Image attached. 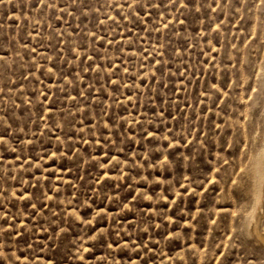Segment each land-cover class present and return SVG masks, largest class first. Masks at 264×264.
<instances>
[{
    "label": "rangeland",
    "instance_id": "rangeland-1",
    "mask_svg": "<svg viewBox=\"0 0 264 264\" xmlns=\"http://www.w3.org/2000/svg\"><path fill=\"white\" fill-rule=\"evenodd\" d=\"M263 147L264 0L0 4V264H264Z\"/></svg>",
    "mask_w": 264,
    "mask_h": 264
},
{
    "label": "bare ground",
    "instance_id": "bare-ground-1",
    "mask_svg": "<svg viewBox=\"0 0 264 264\" xmlns=\"http://www.w3.org/2000/svg\"><path fill=\"white\" fill-rule=\"evenodd\" d=\"M249 175L253 182V184L250 185H253V187H251L253 207L248 217L247 231L254 237L255 241L264 243V229H260L263 232L259 230V219L264 211V147L252 159Z\"/></svg>",
    "mask_w": 264,
    "mask_h": 264
},
{
    "label": "snow or ice",
    "instance_id": "snow-or-ice-1",
    "mask_svg": "<svg viewBox=\"0 0 264 264\" xmlns=\"http://www.w3.org/2000/svg\"><path fill=\"white\" fill-rule=\"evenodd\" d=\"M5 2V0H0V4H2V3H4Z\"/></svg>",
    "mask_w": 264,
    "mask_h": 264
}]
</instances>
